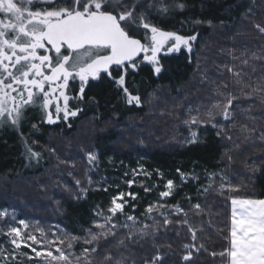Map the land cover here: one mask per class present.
Masks as SVG:
<instances>
[{
  "label": "trees",
  "instance_id": "obj_1",
  "mask_svg": "<svg viewBox=\"0 0 264 264\" xmlns=\"http://www.w3.org/2000/svg\"><path fill=\"white\" fill-rule=\"evenodd\" d=\"M164 3L168 12L158 11L154 5L149 9L150 19L167 31L185 36L198 33L192 53L180 51L160 57L164 70L159 76L151 65L143 62L135 72H129V90L141 96L142 106L126 104L119 89L102 79L89 83L86 101H77L83 111L71 120L70 128L63 122L42 123L38 108L28 109L19 129L0 127V207L12 206L9 210L15 208L17 219H28L46 230L55 231L54 226L59 225L68 233L84 236L85 230L98 219L97 207L107 213L114 195L132 192L136 198L128 197L130 204L125 212L141 223H152L144 215L150 204L169 206L160 211L168 214L173 223L161 228L155 238V244L161 245L160 251L165 254L164 264H184L183 245L191 243L187 227L175 223L183 213L174 215L173 205L188 212L193 226L203 229L197 236L208 251L195 254V264H221L220 258H213L210 253L219 252L226 244L223 237L229 223V201L216 191L210 189L205 193L203 189L208 183L207 175L215 172L226 175L231 184L240 187L235 195L264 197V140L260 139L264 133V104L259 99L242 101L244 105H254L250 115L255 120L240 114L235 117L240 123L255 127L252 139L247 141L238 128L230 127L231 122L221 120L232 135L231 141L217 136V129L209 125L199 129L194 126L198 142L185 143L190 135L187 126L169 113L176 112L183 118L185 107L209 103L213 89L229 81L230 74L224 65L239 64L232 54L240 56L242 52L251 54L264 49V35L255 27L264 26V0H164ZM176 3H182L184 8H176ZM196 20L204 23L196 24ZM255 66V73L245 68L253 78L264 71V61H256ZM75 87L70 89L73 96L77 94ZM25 140L41 153L37 164L26 159ZM88 151L98 154V166L87 165L84 153ZM89 167L92 171L88 176L93 183L87 196L77 199L73 177L81 181V187H87L85 172ZM140 168L151 173V177L133 176L132 170ZM177 169L187 174L184 181ZM133 179L135 183L129 187L126 181ZM167 180L174 182V193L169 198H160L156 183L165 184ZM145 188L151 190L146 192ZM195 204L201 205L202 214H195ZM153 215L162 221L158 213ZM115 219L123 223L125 217L117 214ZM126 234L127 229L120 228L116 236L101 240L94 264H102L105 251L115 258L122 255L125 264H145V259L156 251L152 238L125 239L126 246H120L118 242ZM0 244L11 247L2 235ZM169 244L171 248L166 246ZM85 246L76 242L74 250L79 253ZM21 259L22 264H36L35 260Z\"/></svg>",
  "mask_w": 264,
  "mask_h": 264
},
{
  "label": "snow or ice",
  "instance_id": "obj_2",
  "mask_svg": "<svg viewBox=\"0 0 264 264\" xmlns=\"http://www.w3.org/2000/svg\"><path fill=\"white\" fill-rule=\"evenodd\" d=\"M154 5L156 10L168 12L164 0H0V127L19 129L28 109L38 108L42 113V123L55 125L63 122L70 128V120L83 111L78 105L71 106L70 100L86 101L85 89L89 83L102 79L119 89L126 104L142 106L141 96L129 90V72H135L140 63L147 62L159 76L164 70L161 54L179 53L182 48L191 54L198 36V33L185 36L167 31L153 23L149 9ZM174 6L181 10L184 8L182 3ZM195 23L204 21L196 20ZM208 23L210 25L211 22ZM255 27L264 35V26L256 24ZM262 53L264 49L251 54L242 52L240 56L232 54V59L238 60L239 64L224 65L230 74L229 81L213 89L209 103L185 107L183 118L176 112L169 113L187 126L190 135L185 143L198 142L194 126L199 129L209 125L217 129V136L231 141L232 135L225 130L227 126L221 120L231 122L232 129L238 128L245 141L252 139L255 127L240 123L235 117L240 114L248 120H255L250 115L254 105H244V100L259 99L264 104V71L255 78L245 71V68H250L252 73L257 71L255 62L264 61ZM77 82V94L73 96L70 83L77 85ZM260 139L264 140V133ZM24 147L28 161H39L41 153L26 140ZM84 155L87 165L98 166L95 151ZM72 166L75 167L74 164ZM91 171L89 167L85 172L87 187H81V181L73 177L78 188L77 199L87 196L93 183L88 176ZM132 172L133 176L151 177V173L143 168ZM177 172L184 181L187 174L179 169ZM159 175L163 178L162 173ZM192 179L199 177L192 176ZM207 180L203 191L207 193L211 189L218 192L229 201L230 207L229 223L223 237L226 244L222 250L212 251L210 255L219 257L221 264H264V197L235 195L240 192V187L231 184L222 173H209ZM126 183L131 187L135 180ZM164 188L159 193L160 198L170 197L174 182L167 180ZM150 190L145 188L146 192ZM126 196L136 198L132 192H118L111 198L107 213L97 207L95 215L98 219L85 230L84 236L68 233L59 225L54 226L55 231L51 228L46 230L28 219H17L15 208L9 210L12 206L0 207V223L3 224L0 235L6 237L7 244L11 246L0 244V264H22L21 258L25 257L35 260L36 264H94L99 255L100 241L116 236L120 228L127 229L125 238L118 242L120 246H126L125 239L146 240L151 237L156 251L150 259H145V264H164L165 254L160 251L162 246L155 244V238L161 228L166 229L173 223L168 214L160 211L169 206L150 204L144 215L152 223H141L134 215L125 212ZM171 207L174 215L183 213L175 223L186 226L190 233L191 243L183 245L182 260L184 264H195L194 255L208 251L197 236V232L203 229L193 226L184 209L178 205ZM193 210L196 215L204 211L200 204L193 205ZM154 212L162 217V221L156 219ZM117 214L125 217L123 223L115 219ZM224 231L220 229V232ZM76 242L87 246L77 253L74 250ZM166 246L171 248L170 244ZM102 264H125V258L122 255L115 258L105 251Z\"/></svg>",
  "mask_w": 264,
  "mask_h": 264
},
{
  "label": "rangeland",
  "instance_id": "obj_3",
  "mask_svg": "<svg viewBox=\"0 0 264 264\" xmlns=\"http://www.w3.org/2000/svg\"><path fill=\"white\" fill-rule=\"evenodd\" d=\"M194 43H195V42H194ZM193 45H194V44H193ZM181 51H186V50L182 48ZM174 54H177V53H172V54H170V55H174ZM162 56H165V55L162 53V54H161V57H162ZM167 56H169V55H167ZM143 63L148 64L147 62H143ZM75 86H76V87L78 86V82H77V85H72V84H71V85H70V89L72 90ZM76 87H75V88H76ZM77 90H78V88H77ZM77 90H76V93H77ZM70 105H71V106H73V105H74V106H75V105L77 106V105H78V102H77V101H74V100H70ZM129 106H131V105H129ZM72 119H74V118H72ZM72 119H71V120H72ZM71 120H70V122H71ZM61 123H62V122H61ZM58 124H59V123H58ZM66 124H67V123H66ZM55 125H56V124H55ZM32 162H33V164H37V163H38L37 160H32ZM164 185H165L164 183H160V182H159V183H156V186H155L156 193L159 194L161 191H164V190H165ZM173 193H174V190H173ZM173 193H172V195H173ZM172 195H171V196H172ZM171 196H170V197H171ZM159 197H160V196H159ZM168 198H169V197H168ZM125 199L127 200L128 197L126 196ZM128 204H130V203L128 202L127 205H128ZM127 205H126V207H127ZM126 207H125V209H126ZM133 209H135V208H133ZM23 251H25V250L23 249ZM25 252H26V251H25Z\"/></svg>",
  "mask_w": 264,
  "mask_h": 264
},
{
  "label": "water",
  "instance_id": "obj_4",
  "mask_svg": "<svg viewBox=\"0 0 264 264\" xmlns=\"http://www.w3.org/2000/svg\"><path fill=\"white\" fill-rule=\"evenodd\" d=\"M139 60V58H137Z\"/></svg>",
  "mask_w": 264,
  "mask_h": 264
},
{
  "label": "flooded vegetation",
  "instance_id": "obj_5",
  "mask_svg": "<svg viewBox=\"0 0 264 264\" xmlns=\"http://www.w3.org/2000/svg\"><path fill=\"white\" fill-rule=\"evenodd\" d=\"M70 85H71V83H70Z\"/></svg>",
  "mask_w": 264,
  "mask_h": 264
}]
</instances>
